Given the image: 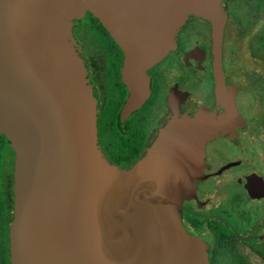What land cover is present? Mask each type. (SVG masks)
I'll use <instances>...</instances> for the list:
<instances>
[{
  "label": "water",
  "instance_id": "1",
  "mask_svg": "<svg viewBox=\"0 0 264 264\" xmlns=\"http://www.w3.org/2000/svg\"><path fill=\"white\" fill-rule=\"evenodd\" d=\"M231 1L0 0V138L13 153L9 264H210L207 243L186 230L182 213L187 204L201 208L211 179L237 165L217 148L205 159L207 143L235 145L247 128L243 91L238 101L237 87L226 85L227 72L237 81L225 50L238 41ZM87 14L123 53L122 119L148 99L151 67L167 54L186 63L183 84L170 89L129 167L98 142L74 35ZM189 19L205 33L181 52L177 35Z\"/></svg>",
  "mask_w": 264,
  "mask_h": 264
},
{
  "label": "flooded vegetation",
  "instance_id": "2",
  "mask_svg": "<svg viewBox=\"0 0 264 264\" xmlns=\"http://www.w3.org/2000/svg\"><path fill=\"white\" fill-rule=\"evenodd\" d=\"M227 13L238 41H228L225 46L228 66L235 70L237 78L236 84L231 82L232 74L227 72L226 85L237 87L238 101L243 91L247 128L235 145L225 144V138L207 143L205 159L217 148L228 153L230 162L232 158L237 165L227 170L221 180L211 179L204 205H185L182 218L186 230L207 243L210 264H264V0H233L227 4ZM204 33L200 23L189 19L178 32V48L181 52L190 50ZM74 35L93 86L101 150L114 164L129 167L161 119L170 89L183 84L185 60L182 53L167 54L151 67L146 72L148 99L122 119L128 98L120 73L122 51L90 14L78 24ZM211 104L218 107L212 99ZM218 113L215 119L212 116V122H221L220 110ZM224 118L223 115V121ZM12 165L13 153L7 147L0 167V264H5L4 243L8 253Z\"/></svg>",
  "mask_w": 264,
  "mask_h": 264
},
{
  "label": "trees",
  "instance_id": "3",
  "mask_svg": "<svg viewBox=\"0 0 264 264\" xmlns=\"http://www.w3.org/2000/svg\"><path fill=\"white\" fill-rule=\"evenodd\" d=\"M5 146V147H8L6 145V142L4 140V138H2V140L0 141V146ZM1 224H2V228H5V224L1 221ZM4 255H5V264H7V260H8V253H7V248H6V245L4 243Z\"/></svg>",
  "mask_w": 264,
  "mask_h": 264
},
{
  "label": "rangeland",
  "instance_id": "4",
  "mask_svg": "<svg viewBox=\"0 0 264 264\" xmlns=\"http://www.w3.org/2000/svg\"><path fill=\"white\" fill-rule=\"evenodd\" d=\"M5 148H7V147H5V146H3V145L0 146V167L2 166V163H3L4 154H5ZM9 166H10V165H9ZM9 166H8V167H9ZM2 182H3V181L0 180V183H1V184H0V188H1V189H0V193H1V190H2V187H3V186L1 187ZM1 198H2V196H1ZM2 199H3V198H2ZM0 200H1V199H0Z\"/></svg>",
  "mask_w": 264,
  "mask_h": 264
}]
</instances>
